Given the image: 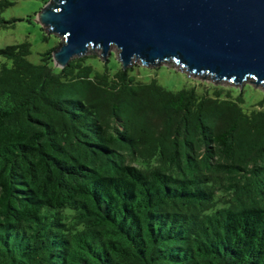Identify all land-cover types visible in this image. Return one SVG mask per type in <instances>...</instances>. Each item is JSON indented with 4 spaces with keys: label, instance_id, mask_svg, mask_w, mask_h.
Instances as JSON below:
<instances>
[{
    "label": "trees",
    "instance_id": "obj_1",
    "mask_svg": "<svg viewBox=\"0 0 264 264\" xmlns=\"http://www.w3.org/2000/svg\"><path fill=\"white\" fill-rule=\"evenodd\" d=\"M56 47L0 48V264H264V109Z\"/></svg>",
    "mask_w": 264,
    "mask_h": 264
},
{
    "label": "water",
    "instance_id": "obj_2",
    "mask_svg": "<svg viewBox=\"0 0 264 264\" xmlns=\"http://www.w3.org/2000/svg\"><path fill=\"white\" fill-rule=\"evenodd\" d=\"M34 19L61 38L59 69L116 47L124 69L173 60L188 74L264 88V0H51Z\"/></svg>",
    "mask_w": 264,
    "mask_h": 264
},
{
    "label": "rangeland",
    "instance_id": "obj_3",
    "mask_svg": "<svg viewBox=\"0 0 264 264\" xmlns=\"http://www.w3.org/2000/svg\"><path fill=\"white\" fill-rule=\"evenodd\" d=\"M50 2L51 0H18L13 6L7 8L2 16L11 22L0 27V48L28 41L31 44V54L28 59L33 63H39L44 52L58 46L61 38L54 34H48L34 19V15ZM110 56L117 60L116 47H112L105 57L101 56L99 49H89L80 57L92 62L97 68H101L103 61ZM117 62L120 63L118 60ZM2 63L9 64V61L0 56V66ZM115 63L112 58L110 66L115 67ZM129 67L133 68L135 79L141 82L156 80L163 87L174 91L184 87H194L199 93L207 88L213 89L217 86L222 88L224 92L230 91L233 96L241 94L243 98L242 107L247 112L253 109H264V88L254 87L247 82L235 86L228 82L210 80L209 76L188 74L173 60L153 66H147L141 61L135 60ZM261 101L263 104L259 105Z\"/></svg>",
    "mask_w": 264,
    "mask_h": 264
}]
</instances>
